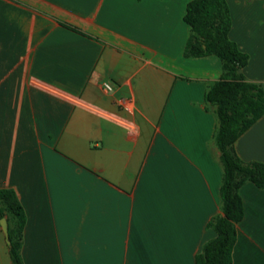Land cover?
Listing matches in <instances>:
<instances>
[{"label": "crops", "instance_id": "obj_1", "mask_svg": "<svg viewBox=\"0 0 264 264\" xmlns=\"http://www.w3.org/2000/svg\"><path fill=\"white\" fill-rule=\"evenodd\" d=\"M191 1L0 0V189L27 216L24 264H195L217 236L223 167L204 97L223 69L185 57ZM226 1L241 72L264 86V0ZM234 149L264 164V116ZM238 194L232 264H264V189L245 180Z\"/></svg>", "mask_w": 264, "mask_h": 264}, {"label": "trees", "instance_id": "obj_2", "mask_svg": "<svg viewBox=\"0 0 264 264\" xmlns=\"http://www.w3.org/2000/svg\"><path fill=\"white\" fill-rule=\"evenodd\" d=\"M184 21L191 30L185 57L214 55L221 60L223 69L221 78L208 84L204 98L217 118L214 142L223 167L220 194L224 216L209 224L217 236L195 256V264H232L236 225L244 216L239 185L249 180L264 189V164L243 162L234 144L264 116V86L248 82L241 72L249 62V55L229 38L232 21L226 0L191 1ZM64 26L80 33L69 25ZM4 217L9 224L10 260L12 264H24L21 251L27 216L13 189H0V220Z\"/></svg>", "mask_w": 264, "mask_h": 264}, {"label": "rangeland", "instance_id": "obj_3", "mask_svg": "<svg viewBox=\"0 0 264 264\" xmlns=\"http://www.w3.org/2000/svg\"><path fill=\"white\" fill-rule=\"evenodd\" d=\"M9 245L2 231H0V264H12L9 257Z\"/></svg>", "mask_w": 264, "mask_h": 264}, {"label": "water", "instance_id": "obj_4", "mask_svg": "<svg viewBox=\"0 0 264 264\" xmlns=\"http://www.w3.org/2000/svg\"><path fill=\"white\" fill-rule=\"evenodd\" d=\"M0 227H1V230L6 238V241L9 245V247H11V240H10V236H9V224H8V221H7V218H2L0 220Z\"/></svg>", "mask_w": 264, "mask_h": 264}, {"label": "built area", "instance_id": "obj_5", "mask_svg": "<svg viewBox=\"0 0 264 264\" xmlns=\"http://www.w3.org/2000/svg\"><path fill=\"white\" fill-rule=\"evenodd\" d=\"M92 79H93V77H91V80ZM104 88L107 91H111L112 90V87L109 84H104ZM121 104H122V108H123L124 111H126L128 113L132 112V110H131L132 101L130 99L124 100Z\"/></svg>", "mask_w": 264, "mask_h": 264}]
</instances>
